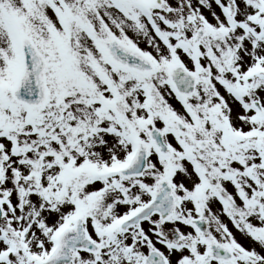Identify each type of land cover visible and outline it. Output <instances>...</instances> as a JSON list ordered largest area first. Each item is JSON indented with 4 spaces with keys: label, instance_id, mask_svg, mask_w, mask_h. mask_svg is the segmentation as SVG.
<instances>
[{
    "label": "snow or ice",
    "instance_id": "obj_1",
    "mask_svg": "<svg viewBox=\"0 0 264 264\" xmlns=\"http://www.w3.org/2000/svg\"><path fill=\"white\" fill-rule=\"evenodd\" d=\"M0 264H264V0H0Z\"/></svg>",
    "mask_w": 264,
    "mask_h": 264
}]
</instances>
